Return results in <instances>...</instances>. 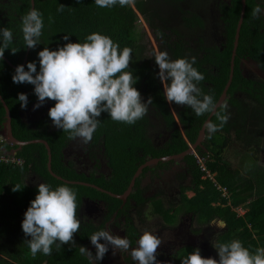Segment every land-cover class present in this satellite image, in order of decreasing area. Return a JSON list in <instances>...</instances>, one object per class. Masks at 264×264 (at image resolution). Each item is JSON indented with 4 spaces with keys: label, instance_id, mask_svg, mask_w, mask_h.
I'll return each mask as SVG.
<instances>
[{
    "label": "flooded vegetation",
    "instance_id": "af4514ba",
    "mask_svg": "<svg viewBox=\"0 0 264 264\" xmlns=\"http://www.w3.org/2000/svg\"><path fill=\"white\" fill-rule=\"evenodd\" d=\"M254 4L255 7L260 6L264 9V0H255ZM225 5L231 8V0H182L175 4L172 0H144V6L148 9L149 15H141L133 8L143 17L142 24L146 22L147 28L143 26V29L148 31V35L157 43L158 51L167 52L171 60L179 59L178 53L181 58L195 56L199 64L204 62L201 66L205 70L213 69L214 77L218 74L223 59L210 55L208 49L211 53L222 54L230 50V71L233 69V73H237L240 82L234 88V92H231L230 85L221 103L227 105L228 131L226 133L217 131L209 138L205 124L209 118L212 121L215 115L211 117V114H208L192 142L189 136L195 132L196 129L193 128L196 124L183 123L180 119L182 110L187 106L175 105L165 100L163 85L157 77L158 66L153 58L144 59L142 64H147L148 71L143 78H139L138 88L141 96L146 101L148 97L155 98L160 93L173 117V122L170 125L166 124L158 115L157 105L154 103L149 105L145 116L148 123L144 128L149 146H147V151L143 148H136V146L134 150L127 148L129 159H125L127 162L123 161L121 165L127 168L129 162H133L135 169L128 184L124 185L125 187L120 185L123 183L120 182L124 177L123 169L121 167L120 170L119 167L114 166L106 149L105 134L102 130L97 129L92 140L87 144L82 143L80 139H69V133L56 129L48 117V111L54 106L55 101H47L38 110L33 111V105L37 103L36 96L31 90H22V93L28 96V105L26 109H22L19 102L15 103L14 118L0 95V104L4 109V113L0 110V136L10 141L9 153L18 154L24 147H27H21L19 144L34 142L30 145H43L48 156L47 171L54 179L88 189L87 195L81 198L77 209L80 229L74 235L75 243L69 244L73 247L77 243L78 246L87 248L93 256L82 255L89 264H98L94 259L96 250L90 243V237L102 230H110L113 235L128 238L132 241V248L137 246L136 241L145 231L153 232L163 241L157 249V259L161 264H178L179 257L187 250L196 249L200 250L202 258L218 259L215 245L218 244L219 237L227 231L226 223L217 216L205 220L201 214L197 215L188 209V205L196 197L198 182L195 168L196 165L198 166L196 157L205 161V165L209 160L212 161L210 157L213 148L212 139L216 135H224L230 137V142L223 150L222 162L233 168L226 161V151L229 152L232 147L236 146L249 148L253 137L264 140V120L258 119L251 126V128L254 127L253 136L249 131L250 122L248 121L244 134L250 136L244 138L243 134L241 139L235 137L236 131L231 125L236 122L238 109L247 111L248 117L258 109L259 111L264 109V45L261 44L263 46L261 56H255L256 49L252 47L242 51L238 50L237 45L234 50L235 31L233 46L229 47L231 32L225 24L227 16L221 12ZM197 6H204V9H199ZM195 17L200 19L201 26L193 22ZM256 18L253 19L251 31L259 32L262 43H264V12ZM134 40L136 41L135 32ZM143 50L145 51V47ZM208 57L213 59L212 63L206 59ZM150 75L156 81V88L152 93L150 85L152 81L147 78ZM243 89L246 92H243ZM237 101L241 106L235 105ZM22 130L30 135L27 138L32 137V139L24 140L25 136L21 135L25 134L20 135ZM177 138L179 143H186V149L176 152L175 148L169 147ZM49 156L50 169L48 167ZM254 156H259V150ZM193 159H195V164H193ZM53 164L55 168H52ZM210 174L217 183L216 174L211 172ZM69 178L76 180L69 181ZM24 180L26 186L34 189H37L39 184L46 183L34 172H29ZM200 180L208 181L214 186V183L210 179H204L203 175ZM198 187L203 189L202 185ZM158 204H161L159 206L163 211L173 215L174 219L167 222L156 211ZM219 205L217 202L212 203L214 207ZM220 222H223L226 227H218ZM99 264H136V262L132 260L131 249L128 252H113L110 246L109 252Z\"/></svg>",
    "mask_w": 264,
    "mask_h": 264
},
{
    "label": "trees",
    "instance_id": "16d2710c",
    "mask_svg": "<svg viewBox=\"0 0 264 264\" xmlns=\"http://www.w3.org/2000/svg\"><path fill=\"white\" fill-rule=\"evenodd\" d=\"M179 1L182 0H172V3L175 4ZM254 1L246 0L245 16L241 27L240 39L238 40V50L245 51L249 49L248 47H252L256 49L255 56H261L263 47L261 44L264 45L261 34L251 31L253 19H257L253 16V10L256 8ZM231 2V8L225 5L223 6L224 9L221 10L227 16L225 24H227V28L231 32L228 41L230 48L233 46V36L235 35L234 33L242 9L241 0H231ZM60 6L64 7L62 12L57 11ZM34 8L43 14L45 27L40 38V45L35 50L29 49L28 52L21 29L22 18L31 11V0H0V28H8L13 32V42L4 53V58L12 66L22 65L27 52L26 63L36 61L37 53L43 50L44 47H49L54 50L58 45L62 46L65 43L62 40L63 35L71 36L70 42L83 44L86 42L88 35L100 33L118 43L121 49L124 47L132 49V62L129 65V69L133 71L134 76L143 78L146 71H148L147 64H142L144 60L143 47L134 40V32L138 24V18L134 9L129 5V2L124 6L117 4L111 8H100L95 4V0H82L80 4H77L75 0H34ZM197 8L204 9V6H197ZM135 9L141 15H149L148 9L144 6V0L135 1ZM49 17L52 18L51 23L49 22ZM193 22L198 23L199 26L202 23L197 17L193 19ZM13 48L19 51L13 54L11 53ZM208 52L210 55L215 56V58L217 56L223 59L218 74L213 77L212 68L205 70L201 66L204 62L200 64L197 62L194 67L205 77L203 81L199 82L198 87L204 94L212 95L217 103L229 80L231 51L227 50L222 54L218 52L211 53L208 49ZM179 55L178 53L177 57L181 58ZM206 59L210 63L213 62L211 57ZM14 70L4 60L0 61V95L15 118L14 104L18 102V94H21L22 90L33 91V86L28 84H14L11 79ZM37 70H39V65H37ZM147 78L152 81L150 83L152 93L156 88V81L152 75ZM139 82L140 80L134 86L140 92L138 88L140 86ZM239 82L240 77L237 73H233L231 92L235 91L234 88H236ZM243 92H246L245 89H243ZM152 99L153 103L157 105L158 115L166 124H172L173 117L166 107L163 96L159 93L158 96ZM258 101L260 103V99ZM235 105L237 107L241 106L238 101ZM0 110L4 113L1 104ZM182 111L180 119L183 123L191 122L192 124H196V127L193 128L194 130L196 129L195 132L189 136L193 142L197 136L198 129L205 122L208 114L198 117L189 107H186ZM218 112L223 114L221 109ZM246 114L247 111L238 109L236 122L231 123L236 131L235 137L237 139L242 138L246 131L248 121L250 122L249 131L253 136L254 127L251 128V126L258 119L264 120V109L262 111L258 109L250 117ZM98 119L101 123L97 129L99 131L102 130L105 134L108 154L114 162V166L119 167V169L122 167L123 169L122 171L124 173L122 175L124 177L120 180L123 183H120V185L122 184L121 186L125 187L124 185L128 184L133 175L135 166L133 167V162H129V166L126 168L121 163L127 162L125 159H129L127 148L134 150L136 146V148H143L147 151L149 142L144 134V128L148 123L147 119L144 117L134 125L113 121L107 113H102ZM212 122L219 123L216 115L213 117ZM228 129L229 127L226 123L219 131L226 133ZM20 135L25 136L24 140L32 139V137L27 138L30 135L24 130L20 132ZM249 136V134H244V138ZM229 138L224 135H216L212 139L211 144H213V148L211 150L212 153H210L212 161L209 160L206 162V165L211 173L216 174L217 184L226 188L230 197L228 199L222 198L210 182L200 180L202 173L196 165L198 179L196 197L190 202L188 209L194 211L197 215L201 214L205 220H210L217 216L226 223L227 231L219 237L218 243H230L232 240H240L245 248L249 249L252 254H255L258 248H264V180L259 184L258 181L249 183L248 180L239 181L236 179L237 173L222 162V153L230 142ZM178 141V138L173 140L169 147L175 148L176 152L187 148L185 142L179 143ZM175 146L178 147L176 148ZM3 148L9 151L11 147L4 143ZM18 156L24 160L22 166H0V264H89L82 255L80 246L77 243L73 247L71 244H66L59 249L53 245V252L50 256L37 253L35 258L32 257L26 242L30 237H26L22 232L21 223L24 218V213L30 206V202L38 194V188L34 189L26 186L24 180L26 175L29 172H34L53 189L63 185L70 186L77 195L78 207L81 203V198L87 195L88 189L77 184H66L54 179L47 171L48 156L43 145H28L18 153ZM193 164H195V159H193ZM52 168H55V164L52 165ZM74 180L76 179L69 178V181ZM17 184L22 189L14 192L12 189ZM199 185H202L203 189H199ZM249 199L248 213L244 218L238 217L232 211V208L245 204ZM216 202L220 205L217 207L212 206V203ZM159 205L161 204H158L156 211L167 222L168 220H173L174 216L163 211ZM192 252L193 250H187L179 257L177 263L183 264Z\"/></svg>",
    "mask_w": 264,
    "mask_h": 264
},
{
    "label": "clouds",
    "instance_id": "9594fccd",
    "mask_svg": "<svg viewBox=\"0 0 264 264\" xmlns=\"http://www.w3.org/2000/svg\"><path fill=\"white\" fill-rule=\"evenodd\" d=\"M80 4L82 0H75ZM129 0H95L100 8H111L117 4L124 6ZM63 6L57 11L62 12ZM264 9L257 6L253 16L258 17ZM49 22L52 18L49 17ZM45 27L43 14L33 8L22 18L23 40L27 49L35 50L41 43ZM69 35H63L65 42L54 50L44 47L37 53V60L26 65H17L11 79L14 84L33 86L37 103L33 111L38 110L47 101H55L48 111L52 125L63 132L69 133V139H80L89 143L93 134L100 126L98 119L102 113L116 122L134 125L143 119L152 97L143 100L134 85L139 77L134 76L129 69L132 62V49L120 48L110 37L100 33H92L86 37V42H70ZM13 42V32L8 28H0V61ZM18 49L13 48L15 54ZM154 61L158 66L157 77L163 85L164 98L169 103L187 106L196 116L213 114L219 123L209 120L205 129L211 138L229 119L227 105H217L213 96L204 94L198 87L205 79L197 70L196 57L171 60L167 52L156 51ZM39 65V70H37ZM27 69V70H25ZM18 102L22 109L28 105V96L18 94ZM220 108L224 114L217 111ZM17 184L12 190L20 191ZM37 195L30 202L21 223L22 232L26 237L27 246L33 258L37 253L50 256L53 245L57 249L69 243H75L74 235L80 229L77 218V195L68 185L53 189L49 184L38 185ZM226 227L223 222L218 225ZM103 241V243H101ZM162 240L153 232L145 231L132 248V241L113 235L110 230L95 232L90 237V243L96 252L94 259L102 261L111 246L113 252H128L136 264H161L157 259V249ZM218 259L202 258L200 250L196 249L188 255L183 264H264V248H258L255 254L245 248L240 240L215 245ZM82 254L93 256L85 247H80Z\"/></svg>",
    "mask_w": 264,
    "mask_h": 264
},
{
    "label": "rangeland",
    "instance_id": "374dc122",
    "mask_svg": "<svg viewBox=\"0 0 264 264\" xmlns=\"http://www.w3.org/2000/svg\"><path fill=\"white\" fill-rule=\"evenodd\" d=\"M135 1L138 0H129V5L132 8H135ZM138 24L135 30V39L136 42L145 47L143 58H153L154 59V52L158 51L157 43L152 39L151 36L148 35V31H144L143 26L147 28L146 22L144 21V25L142 24L141 15L137 13ZM142 24V25H141ZM152 51V52H151ZM155 62V61H154ZM261 145L256 143V147L259 150V163L264 166V140L260 141ZM243 146H238V149H234L233 147L230 149L229 152L226 151L225 158L226 161L234 168H238L243 175L246 169V154L242 152Z\"/></svg>",
    "mask_w": 264,
    "mask_h": 264
},
{
    "label": "crops",
    "instance_id": "0c3cea01",
    "mask_svg": "<svg viewBox=\"0 0 264 264\" xmlns=\"http://www.w3.org/2000/svg\"><path fill=\"white\" fill-rule=\"evenodd\" d=\"M261 140L254 138L253 140L250 141L251 142V146L249 148H246L243 146L242 152L243 153H247L246 154V169H245V173L242 175L240 170L238 168H231L232 170L235 171V173H237V177L236 179L239 181H245L248 180L249 183L252 182H259V184H261L264 180V166L260 167V163H259V156H254L257 151L258 148L256 147V143L258 145H261L260 143ZM234 149H238V146H236ZM222 187V186H221ZM224 188V187H223ZM228 195L230 197V194L228 192ZM231 200V199H230ZM249 204H250V199L243 205H240L238 207L232 208V211L234 213L237 214L238 217L240 218H244V216L248 213L249 211Z\"/></svg>",
    "mask_w": 264,
    "mask_h": 264
},
{
    "label": "built area",
    "instance_id": "2783aa9c",
    "mask_svg": "<svg viewBox=\"0 0 264 264\" xmlns=\"http://www.w3.org/2000/svg\"><path fill=\"white\" fill-rule=\"evenodd\" d=\"M4 140L0 137V166L2 165H15V166H22L24 164V160L18 156V154L9 153L8 150H5L3 148ZM197 163L200 172L203 175L204 179H210L213 183L215 188L218 190L222 198L228 199V191L226 188L221 187L219 184H217L214 179L212 178L210 172L207 170L205 161L202 159L197 158Z\"/></svg>",
    "mask_w": 264,
    "mask_h": 264
},
{
    "label": "water",
    "instance_id": "95a60500",
    "mask_svg": "<svg viewBox=\"0 0 264 264\" xmlns=\"http://www.w3.org/2000/svg\"><path fill=\"white\" fill-rule=\"evenodd\" d=\"M245 1H246V0H241V2H242V10H241L240 19H239V22H238V25H237V29H236V36H235L234 50H236L237 45H238L240 29H241V26H242V23H243L244 15H245V4H246ZM33 8H34V0H31V10H32ZM136 14H137V13H136ZM28 52H29V49H28ZM28 52H27V55H28ZM27 55H26V58L24 59V62H23L22 65H25V64H26V61H27ZM3 60H4V61H5L10 67H12L13 69L16 68V67L12 66V65H11V64H10L5 58H3ZM232 78H233V69H231V71H230V75H229L228 83H227V85H226V87H225V89H224V91H223V93H222V96H221L219 102L217 103V105H221L223 99L226 97L227 91H228V89H229V87H230V85H231V82H232ZM4 107H5V109L7 110L5 103H4ZM218 108H219V107H218ZM218 108H217V109H218ZM212 116H213V114H211V117H212ZM209 120H210V118L207 120V122H208ZM8 126L10 127V124H8ZM0 137H2V138L4 139V142L7 143V145L11 147V145H9V144H10V141H9V140H6V138H5L4 136H0ZM10 139H11V141H12V136L10 137ZM30 144H34V142H28V143H25V144H19V145H21V147H23V146H28V145H30ZM43 144L45 145V143H43ZM20 150H21V148H20ZM15 152H16V151H15ZM10 153H13V152H10ZM14 154H16V153H14ZM48 167H49V169H50V167H51V165H50V156H49V160H48ZM59 180H60V179H59ZM65 183H67V182H65Z\"/></svg>",
    "mask_w": 264,
    "mask_h": 264
}]
</instances>
